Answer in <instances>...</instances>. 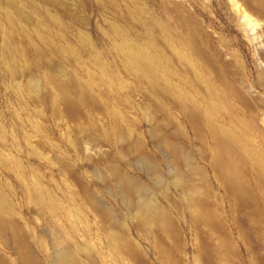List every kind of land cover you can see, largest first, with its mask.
I'll return each instance as SVG.
<instances>
[{
	"label": "rangeland",
	"instance_id": "rangeland-1",
	"mask_svg": "<svg viewBox=\"0 0 264 264\" xmlns=\"http://www.w3.org/2000/svg\"><path fill=\"white\" fill-rule=\"evenodd\" d=\"M14 1L31 18L25 27V35L17 29L21 24L25 25L23 22L6 26L0 0V192L13 205L19 225L39 256L43 250L51 255L52 238L58 236L63 246L86 247L84 252L75 249L79 264L113 263L114 257L112 259V251L102 235L101 224L83 200L87 191L115 218L125 220L128 235L139 250L136 256H142L140 259L135 256L134 260H137L129 264H161L158 254L153 251L151 238L149 242L142 233L134 230L135 216H127L110 195L114 182L106 169L109 163L118 164L116 166L126 175L144 182L142 166L138 163L127 165L126 158L119 155L121 143L115 138L113 123L115 121L128 136L129 142H139L147 152L156 153L150 142L146 115L150 107L160 125L167 129L172 127L171 131L180 129L183 143L188 147L186 150L200 154L202 147L190 133L179 111L180 104L167 94L165 82L157 85L158 90L153 88L149 80H145L148 77L143 72L147 68L136 70L135 78L129 77L126 68L132 67V63L124 55H137L143 50L145 54L155 55L160 50L168 62L165 67L170 71L169 83L174 93H180L185 100L183 105L188 113L191 110L188 106L194 101L193 87H196L189 73L194 64L202 65L196 51L203 45L198 42L209 40L210 43L208 38H211L224 59H230L232 66L237 68L233 67L238 72V79L247 85L254 97L259 95L256 99L262 96L260 100L263 101L264 0H260L263 4L258 6L257 14L247 0L245 5L244 0H57V5L54 0ZM177 11L183 19L191 18V23L180 24ZM44 12H48L51 19L45 18ZM244 14L248 17H243ZM249 19L254 26L248 24ZM37 23L44 26L40 36L34 31ZM111 25L122 32L120 38L113 36ZM199 25L202 26L201 36H204L203 31L207 35L202 40L200 36H196L197 39L192 35L193 32L189 33L196 26L200 30ZM175 31L179 32L176 37ZM3 33H7L9 39ZM83 37L90 48L83 45ZM122 37L134 46L121 47ZM148 39L154 44L149 49ZM185 39L189 43L184 44ZM214 75L211 71L209 80L220 89ZM182 76L191 87L182 85L179 80ZM138 78H143L150 87ZM56 89L63 91L64 98H60ZM153 89L158 93L164 89L163 97L167 95V98L159 99ZM154 101L161 102L160 106ZM154 104L160 108H154ZM227 104L234 111L240 108L232 99ZM257 141V135L253 134L250 143L257 144ZM196 163L202 166L198 161ZM98 172L109 176L106 187L100 184ZM208 178L213 181L210 175ZM30 191L35 198L28 196ZM44 196L55 202V213L38 207ZM160 196L154 198L163 205ZM184 243L189 248L193 241L187 239ZM185 253L187 258L192 256L190 251ZM121 262L128 263L125 259Z\"/></svg>",
	"mask_w": 264,
	"mask_h": 264
},
{
	"label": "bare ground",
	"instance_id": "bare-ground-1",
	"mask_svg": "<svg viewBox=\"0 0 264 264\" xmlns=\"http://www.w3.org/2000/svg\"><path fill=\"white\" fill-rule=\"evenodd\" d=\"M247 1L252 4L251 6L247 3L257 14L258 6L263 3L260 0ZM54 2L56 5L58 4L57 0ZM2 4L4 6L2 16L6 26L12 27L14 24L23 22L25 25L21 24L17 29L22 34H27L25 27L31 17L25 14L14 0H2ZM177 12L176 18L180 24L184 26L185 22L191 23V18L188 17L185 20L180 12ZM44 13L45 18L51 19L48 12ZM243 17L248 16L244 14ZM176 18L174 17V20ZM55 19L52 18V20ZM175 23L177 24L176 20ZM248 24L254 26L250 19ZM188 25L187 28L192 24ZM35 26L34 31L40 36L42 31L44 32V26L40 23ZM111 26L113 36L120 38L122 32L118 27ZM196 27L191 31L188 29L189 33L193 32L192 35L195 37L200 36L201 40L205 39L207 35L205 36L204 32L206 31H203L205 37H202V33H199V31L202 32V26L199 25L200 30ZM169 28L171 27L169 26ZM175 28L173 30H176ZM172 33L174 32L172 31ZM177 34L179 32L172 36L176 37ZM3 36L9 39L7 33H3ZM181 36L179 35V37ZM122 38L121 47L134 46L130 40ZM208 39H210V43L209 40L205 43L203 40V42H198L203 47L201 48L199 45L198 51L195 50L196 47L194 49L198 52V54L195 53L202 65L194 64L192 72L189 73L192 75L191 80L194 81L193 85L196 87H193L194 101L192 106H188V108L191 107L188 113L183 105L185 100L182 99L180 93H174V88L169 83L170 71L165 67L168 62L160 50H156L155 55L145 54L144 50L137 55H124L132 63V67L126 68L129 77L135 78L136 70L145 71L147 68L143 73L144 75L147 73L148 78H143L146 81L149 80L153 88L156 87L155 89L158 90L157 85L165 82L167 94H170L180 104L179 111L184 116L190 133L200 142L202 150H199L200 154L186 150L188 147L183 143L184 138L180 129V132L176 128L178 132L171 131L172 127L167 129L160 125L154 118L152 107V110L148 107V111L147 109L144 111H147L150 142L155 147L156 153L147 152L139 142H129L128 136L117 127L114 121L115 138L121 143L119 155L126 158L124 162L127 165L138 163L139 166H142L144 182L126 175L119 166H116L118 164L109 163L106 169L110 179L114 182V190L110 191V195L114 198L116 206L127 212V216H135L137 222L133 224L134 230L139 234L142 233L148 240L151 238L153 249H155L153 251L158 254L161 264H264V100L261 101L262 96L259 100L256 99L259 95L254 97L249 92L247 85L245 86L243 81L238 79V72L236 73L237 70L235 71V67L232 66L233 62L231 61V64L230 59H224L220 50L217 49V45L212 42L213 40L211 41V38ZM81 41L84 46L90 48L85 37L81 38ZM152 41L148 39V49L154 47ZM158 41L160 42L159 39ZM187 41L183 40L184 44ZM195 44L197 45V43ZM194 50L191 51L194 52ZM196 54L194 55L196 56ZM187 57L189 58V56ZM171 59L175 60V58ZM11 61L14 63L12 59ZM202 66L204 69H201ZM237 66L239 67L240 63ZM209 71H213L216 75L214 78L219 83L220 89L210 82ZM139 77L141 76L139 75ZM143 78L138 79L145 84ZM179 80L183 86H189L187 84L189 81H185L183 76ZM149 83L145 85H149ZM148 85L147 88L150 87ZM57 89L60 98L63 97L65 95L63 91ZM157 90L154 91L157 92ZM163 90L161 89V92H157L158 94L156 93L155 96L159 99L163 97ZM166 96L164 95L163 100L167 98ZM229 99H232L235 105L240 107L237 111L227 104ZM157 103L156 101L155 104ZM159 103L158 106H160ZM155 104L154 108L158 107ZM253 134L257 135L259 143H250ZM196 161L202 166H198ZM208 175L213 178L214 182L209 180ZM109 176L105 172H98V179L103 187L109 183ZM28 194L30 198H35L31 191ZM158 195L162 196L160 197L163 205L161 203L159 205L155 201L154 197ZM37 198L39 199V197ZM83 200L101 224L102 235L112 251V259L114 257L112 264H124L121 262L122 259L127 260L126 264L133 262L139 250L128 235L124 225L125 220L115 218L108 208L96 201L87 191L83 195ZM38 207L51 213H55L57 210L53 199L50 197L47 199L46 196L41 199ZM57 237H53L50 244L53 254L47 255L43 250L42 256L37 255L30 238L16 219L13 205L0 192V264H79V260L75 256V249L84 252L87 250L86 247L78 246L74 249L70 245L63 246ZM187 239L193 241L189 248H186L187 244L184 243ZM185 251H190L192 256L189 255L187 258ZM139 257L142 256H136L140 259Z\"/></svg>",
	"mask_w": 264,
	"mask_h": 264
}]
</instances>
